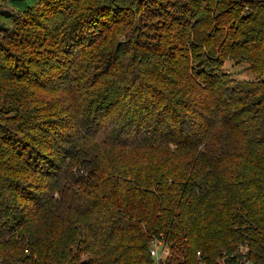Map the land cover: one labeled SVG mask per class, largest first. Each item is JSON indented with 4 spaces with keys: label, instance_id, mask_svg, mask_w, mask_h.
Returning a JSON list of instances; mask_svg holds the SVG:
<instances>
[{
    "label": "trees",
    "instance_id": "trees-1",
    "mask_svg": "<svg viewBox=\"0 0 264 264\" xmlns=\"http://www.w3.org/2000/svg\"><path fill=\"white\" fill-rule=\"evenodd\" d=\"M5 1L0 264H264V0Z\"/></svg>",
    "mask_w": 264,
    "mask_h": 264
},
{
    "label": "built area",
    "instance_id": "built-area-1",
    "mask_svg": "<svg viewBox=\"0 0 264 264\" xmlns=\"http://www.w3.org/2000/svg\"><path fill=\"white\" fill-rule=\"evenodd\" d=\"M150 256L153 260V264H183L182 260L174 261L172 259L171 247L165 244L160 238H153L150 243ZM246 247L237 251V253H230L224 251L216 262L213 264H253L250 260ZM203 255L200 251L197 252L196 264H210L207 260L202 258Z\"/></svg>",
    "mask_w": 264,
    "mask_h": 264
},
{
    "label": "rangeland",
    "instance_id": "rangeland-1",
    "mask_svg": "<svg viewBox=\"0 0 264 264\" xmlns=\"http://www.w3.org/2000/svg\"><path fill=\"white\" fill-rule=\"evenodd\" d=\"M6 4L5 0H0V6H4ZM5 23V24H10L9 22H6L5 20L0 18V26ZM1 28V27H0ZM247 66L245 64L243 65H233L230 61H227L224 65V69L227 72H230L234 77L238 79H243V80H253L256 78V76L249 71L248 69L246 70ZM264 78V75H263Z\"/></svg>",
    "mask_w": 264,
    "mask_h": 264
}]
</instances>
